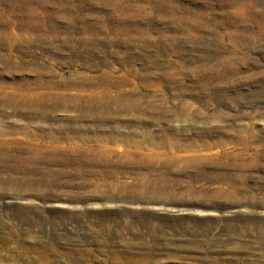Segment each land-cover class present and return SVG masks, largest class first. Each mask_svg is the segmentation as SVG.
Instances as JSON below:
<instances>
[{"label":"rangeland","instance_id":"rangeland-1","mask_svg":"<svg viewBox=\"0 0 264 264\" xmlns=\"http://www.w3.org/2000/svg\"><path fill=\"white\" fill-rule=\"evenodd\" d=\"M262 131L264 0H0V264H264Z\"/></svg>","mask_w":264,"mask_h":264},{"label":"bare ground","instance_id":"bare-ground-1","mask_svg":"<svg viewBox=\"0 0 264 264\" xmlns=\"http://www.w3.org/2000/svg\"><path fill=\"white\" fill-rule=\"evenodd\" d=\"M107 73H109V72H107ZM260 134L264 135V131H262ZM229 139H231V138H229ZM234 139L238 141L241 139V136L236 135L234 137ZM245 142H246V137H243L242 143H245ZM227 146H228V143L225 141V139H219L218 141H215L212 144L204 145V148L210 149L212 147H220V151H217V153L219 152L218 154H222L221 156H223V157H229L230 155H232V153L227 151L228 150Z\"/></svg>","mask_w":264,"mask_h":264}]
</instances>
